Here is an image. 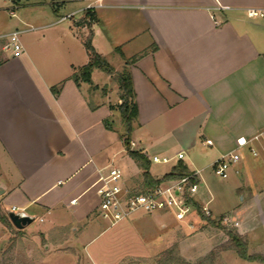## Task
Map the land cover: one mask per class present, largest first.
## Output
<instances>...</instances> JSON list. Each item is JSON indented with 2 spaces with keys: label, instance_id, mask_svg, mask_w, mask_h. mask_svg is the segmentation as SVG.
<instances>
[{
  "label": "crops",
  "instance_id": "0c3cea01",
  "mask_svg": "<svg viewBox=\"0 0 264 264\" xmlns=\"http://www.w3.org/2000/svg\"><path fill=\"white\" fill-rule=\"evenodd\" d=\"M8 1L0 0V13L11 8L6 6ZM36 1L64 14L32 27L52 28L51 37L44 31L23 43L21 57L0 63V192L7 209L15 205L34 219L39 216L41 222L47 217L44 231L51 234V245L71 239L78 254L80 242L86 248L100 235L90 232L99 211L95 182L101 172L111 164L119 165L126 183L143 190L142 169L128 155L121 137L126 127L117 109L119 84L99 68L92 72V84L77 85L72 78L89 60L81 39L86 27L77 23L91 4L96 51L116 71L127 69L131 74L138 106L131 148L150 160L151 175L160 179L179 164L189 173L197 172L194 180L199 187L193 201L209 207L210 192L208 187L200 190L201 182H207V171L218 158L239 151L243 163L232 166L228 177L245 170L247 177H236L235 190L243 194V202L260 203V193L264 194V17L250 18L247 9H264V0ZM69 14L71 18L63 19ZM4 22L0 33H6L8 22ZM19 23L26 26L22 32L31 30L28 18ZM118 118L120 127L107 128L106 120ZM180 152L183 159L177 156ZM156 153L171 158L169 170L158 177L152 173ZM131 176L138 178V184L130 185ZM237 207L211 212L213 217L232 212L238 231L249 239L252 228L241 221ZM158 212L152 223L166 227L160 220L163 211ZM137 214L141 222L148 216ZM193 215L197 223L202 218L210 222L204 216L200 219L198 212ZM174 220L194 226L190 214L185 221L175 216ZM69 227L74 233L70 239L65 234Z\"/></svg>",
  "mask_w": 264,
  "mask_h": 264
},
{
  "label": "rangeland",
  "instance_id": "374dc122",
  "mask_svg": "<svg viewBox=\"0 0 264 264\" xmlns=\"http://www.w3.org/2000/svg\"><path fill=\"white\" fill-rule=\"evenodd\" d=\"M6 6L11 8L0 13L2 18L0 28H4L6 25L3 21L8 22L4 29L6 32L12 29L21 30L26 27L19 23V19L28 18L31 22L29 25L31 30L20 33L22 43L32 41L44 31H46L44 33H46L47 38L51 37L52 28L43 30L32 29V27L49 24L64 14V11L55 14L52 5L36 0H23L19 5L8 1ZM11 9H14L15 15L11 14ZM68 22H63L61 25L63 26ZM82 33L87 35V28ZM111 124L114 127H120L121 119L118 118L115 121L113 119ZM156 154L159 158H163L161 153ZM240 159L233 166H241L243 159ZM152 163V173L157 177L164 175L171 165V163H157L153 160ZM130 164L135 166L132 162ZM261 167L264 174V162H262ZM207 175L208 180L207 182L205 180L204 183L201 182L200 190L206 191L208 187L210 192L208 197L211 198L210 209L214 214H218L220 211L239 206L237 210L241 216V221L252 228L249 239L246 234H240L238 231L239 225H236L238 220L235 219L232 212L222 217L207 216L203 207L195 205L192 198L195 207L194 212L199 213L200 219L204 216L210 222L202 218L203 222L197 223L198 218L192 212L190 214L191 224L194 226L188 228L186 223H176L172 212L163 211L160 212L162 213L160 220L167 226L161 228L159 222L156 226L152 223L154 214H159L158 211H155L150 215L148 214L146 220L142 218L143 222L136 219L137 216L135 215L112 224L104 220L100 211H97L94 214L96 226L90 235H100L86 248L80 242L77 245L79 255L75 253V241L70 239L74 235L70 227L65 229L66 233L62 232L70 240L61 242L62 245H57V243L51 245V234L48 235L44 231L49 225L47 217L44 222H41L40 217L37 216L30 225L23 229H18L13 224L4 223L0 219V264H158L159 260L164 261L169 254L172 255L173 253L180 260H174L172 264H264V262L242 258L235 249L230 247L228 235L231 232L247 239L249 254L264 255V194L260 193V203L243 202V194H238L235 190V179L236 177L240 179L241 175L245 179L247 177L245 170L241 171L240 174L232 173L229 177L222 178L211 167L207 171ZM258 178L257 180H259ZM261 178L262 184H264V175ZM128 181L130 185H136L139 180L137 177L131 176ZM257 187L260 188V184ZM3 194L4 192H0V213L5 214L9 207L5 206L2 201ZM137 215L142 216L143 214ZM223 218H227V222H224ZM53 233L57 234L58 232L53 231ZM90 253L92 254L91 257Z\"/></svg>",
  "mask_w": 264,
  "mask_h": 264
},
{
  "label": "built area",
  "instance_id": "2783aa9c",
  "mask_svg": "<svg viewBox=\"0 0 264 264\" xmlns=\"http://www.w3.org/2000/svg\"><path fill=\"white\" fill-rule=\"evenodd\" d=\"M91 4L87 9H93ZM226 8V7H225ZM15 15V11L11 10ZM247 15L250 18L264 17V9L249 8ZM72 14L66 15L63 19L71 18ZM21 30H13L0 33V63L9 58H19L24 53V46L20 40ZM212 144L211 140L207 141ZM134 143H131V146ZM242 147V144L239 146ZM254 154L257 152L253 151ZM178 158L183 159L184 153H178ZM241 158L239 151H231L218 158L213 168L217 175L222 178L228 177L229 170ZM154 162L168 163L171 158L158 156L152 158ZM124 169L116 164L109 165L105 172H101L95 185L100 198L99 211L101 217L115 224L124 219H128L137 213H153L155 211H170L178 221H185L187 216L195 211L192 199L193 194L198 190L199 184L193 181L197 177V172L188 173L179 179L164 181L157 187L146 190H135L125 181ZM11 211H24L13 205ZM7 210V211H8ZM203 210L207 216L212 212L208 206ZM227 222V218L222 219ZM238 225V222H236Z\"/></svg>",
  "mask_w": 264,
  "mask_h": 264
},
{
  "label": "trees",
  "instance_id": "16d2710c",
  "mask_svg": "<svg viewBox=\"0 0 264 264\" xmlns=\"http://www.w3.org/2000/svg\"><path fill=\"white\" fill-rule=\"evenodd\" d=\"M15 5H19L22 0H11ZM95 21V14L92 9H87L84 18L78 21L79 26H85L88 30V34L81 33V39L83 44L87 50L89 60L88 62L75 70L72 74V78L79 85L81 82H88L92 84V72L95 68H99L108 74L112 75L114 80L119 84V97L121 99V103L117 105V109L120 112L121 118L125 124L126 130L125 134L122 135V139L124 141L126 150L128 155L137 163V165L142 169L143 175V190L152 189L157 187L164 181L179 179L184 175L188 174V169L182 164L174 167L169 173L165 174L160 179H155L150 173V160L141 152L136 151L131 148L130 135L132 132L133 122L138 117V106L135 102V92L133 81L130 72L127 69L123 71H116L114 67L108 62L105 56L98 53L92 43V38L94 35L93 31V22ZM136 59L133 57L131 60ZM93 88H97L96 86ZM55 93L59 92V86L53 87ZM114 107V106H113ZM105 125L107 128L112 129L111 121L106 120ZM195 181V180H193ZM192 201V199H190ZM199 208V206H197ZM199 210V209H198ZM0 219L7 224H12L7 213H0ZM211 220V219H209ZM229 242L231 244V248L235 249L236 252L244 259L248 260H256L260 262H264V255L262 254H249L248 253V245L249 242L244 237L240 235L233 234L231 232L228 233ZM172 252V251H171ZM173 253V252H172ZM180 260L177 256L169 254L167 259L164 261L159 260L158 264H172L173 262ZM183 260V259H181ZM184 261V260H183Z\"/></svg>",
  "mask_w": 264,
  "mask_h": 264
},
{
  "label": "water",
  "instance_id": "95a60500",
  "mask_svg": "<svg viewBox=\"0 0 264 264\" xmlns=\"http://www.w3.org/2000/svg\"><path fill=\"white\" fill-rule=\"evenodd\" d=\"M7 215L12 224L18 229H23L34 221V217L28 215L25 211L14 212L8 210Z\"/></svg>",
  "mask_w": 264,
  "mask_h": 264
}]
</instances>
